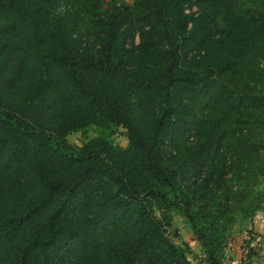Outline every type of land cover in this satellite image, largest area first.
<instances>
[{"label": "trees", "instance_id": "16d2710c", "mask_svg": "<svg viewBox=\"0 0 264 264\" xmlns=\"http://www.w3.org/2000/svg\"><path fill=\"white\" fill-rule=\"evenodd\" d=\"M263 209L264 0H0V264H192L174 211L224 264Z\"/></svg>", "mask_w": 264, "mask_h": 264}, {"label": "rangeland", "instance_id": "374dc122", "mask_svg": "<svg viewBox=\"0 0 264 264\" xmlns=\"http://www.w3.org/2000/svg\"><path fill=\"white\" fill-rule=\"evenodd\" d=\"M121 1L131 4L133 0ZM88 134L90 136H94L96 134L95 129L91 128ZM68 139L71 143L81 146L84 142V135L81 132H73L68 136ZM113 140L116 144L123 147L126 146L128 144L126 130L123 127H119L113 135ZM242 229L243 225L237 224L232 232L233 234H230L229 239H235V237L241 233ZM166 232L176 244L187 247L188 257L192 264H208L206 261V253L203 243L198 239L197 235L194 234L186 217L180 211H174L172 213L171 224L167 226ZM229 243L224 246L225 257L223 262H225L228 258V254L230 252Z\"/></svg>", "mask_w": 264, "mask_h": 264}, {"label": "crops", "instance_id": "0c3cea01", "mask_svg": "<svg viewBox=\"0 0 264 264\" xmlns=\"http://www.w3.org/2000/svg\"><path fill=\"white\" fill-rule=\"evenodd\" d=\"M229 244L225 264H264V209L258 211Z\"/></svg>", "mask_w": 264, "mask_h": 264}]
</instances>
